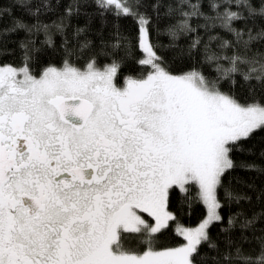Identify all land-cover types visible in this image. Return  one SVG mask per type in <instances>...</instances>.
<instances>
[{
  "label": "snow or ice",
  "instance_id": "1",
  "mask_svg": "<svg viewBox=\"0 0 264 264\" xmlns=\"http://www.w3.org/2000/svg\"><path fill=\"white\" fill-rule=\"evenodd\" d=\"M257 135L264 0H0V264H264Z\"/></svg>",
  "mask_w": 264,
  "mask_h": 264
},
{
  "label": "trees",
  "instance_id": "2",
  "mask_svg": "<svg viewBox=\"0 0 264 264\" xmlns=\"http://www.w3.org/2000/svg\"><path fill=\"white\" fill-rule=\"evenodd\" d=\"M3 3L5 6H9L11 3V0H3ZM15 15L16 16H20L22 15V11L20 9H16L15 10ZM109 20H111V18H109ZM4 24H8L9 20L7 17H5L4 19ZM82 22V21H81ZM121 25L123 26L124 30H129L131 29L134 32V28L132 27V21L131 20H122L121 21ZM94 27H99V21L96 22V24L94 25ZM22 35V34H20ZM9 39V43H8V47H14V43H12L11 41H15L16 39H18V36H11L8 38ZM161 41L164 43H167V39L166 37H161ZM11 59V58H9ZM181 67L183 68H187V62H185L184 65H182ZM130 69L129 68H125L123 71L125 74L128 73ZM133 71L137 70L135 68L131 69ZM225 90H227V86L225 85ZM238 93H242L243 90L241 89H237ZM246 94V93H244ZM246 148L247 147H254L256 152L258 153L261 149V147H264V136L262 135H257L255 137H253L252 139H250L245 145ZM233 159L236 160L237 162H239L240 160H252V159H256L258 162L259 159L258 157H254V156H249V155H242L240 153H234L233 154ZM229 176H236V177H241L244 179H250L253 177L254 174L252 173H248V172H244V171H240L239 169H237L235 172H232L230 174H228ZM264 182V177H260L256 179V183L260 184ZM196 191L195 186H191V194H194ZM225 212V214L227 213L228 209L225 208L223 210ZM206 214V210L204 208V206L202 204L199 203H195L193 204L192 210H191V214H187V211L185 210V213H183L181 215V221L185 226L188 227H195L198 225V223L204 218ZM213 234H215L216 232V228L212 229ZM172 242L173 243H178L179 240L178 238H172Z\"/></svg>",
  "mask_w": 264,
  "mask_h": 264
},
{
  "label": "rangeland",
  "instance_id": "3",
  "mask_svg": "<svg viewBox=\"0 0 264 264\" xmlns=\"http://www.w3.org/2000/svg\"><path fill=\"white\" fill-rule=\"evenodd\" d=\"M196 227V226H195Z\"/></svg>",
  "mask_w": 264,
  "mask_h": 264
}]
</instances>
